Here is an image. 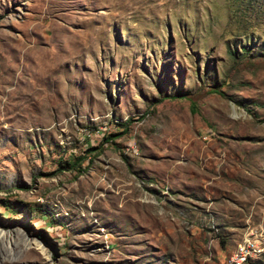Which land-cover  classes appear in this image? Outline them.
I'll list each match as a JSON object with an SVG mask.
<instances>
[{"label": "rangeland", "instance_id": "374dc122", "mask_svg": "<svg viewBox=\"0 0 264 264\" xmlns=\"http://www.w3.org/2000/svg\"><path fill=\"white\" fill-rule=\"evenodd\" d=\"M262 222L264 0H0V264H219Z\"/></svg>", "mask_w": 264, "mask_h": 264}, {"label": "crops", "instance_id": "0c3cea01", "mask_svg": "<svg viewBox=\"0 0 264 264\" xmlns=\"http://www.w3.org/2000/svg\"><path fill=\"white\" fill-rule=\"evenodd\" d=\"M207 197H204V201H206V200H208V199H206ZM215 204V203H214ZM213 203H210V204H208L207 206H203V207H201L202 208V210H203V212H204V215H207V216H209V217H212V213L211 212H214V211H212V209H215V205H214ZM205 205V204H204ZM198 209H200L199 207H197ZM189 214H190V212H189ZM202 218V217H201ZM201 220V219H200ZM200 220H198V223H195V222H193L192 224H191V228H190V230L192 231V232H195L194 234H196L197 232H200V231H203V229H207V227H206V225L204 224V225H202V223H201V221ZM259 225H264V222H262V223H260ZM215 226H217V225H215ZM250 226H253V225H250ZM249 228V227H248ZM247 228V229H248ZM246 229V230H247ZM250 230H253V229H248L247 230V232H249ZM253 231H256V232H258L257 230H253ZM252 231V232H253ZM259 234H257L256 236H258ZM243 237H244V235H243ZM243 237H242V239H243ZM242 248H244V250L246 251V248H252V251H253V253H256L255 254V256H256V259H259L260 257H261V254L263 253V251H264V243H259V244H257L256 246H254V247H251V243H243V245L240 247V249L237 251V252H235L234 254H232L234 251H235V249H236V246L234 245L232 248H231V250H230V252H229V254L228 255H226V256H223L222 258V262H220L219 264H224L226 261H227V259L230 257V255H231V257H233L234 255L235 256H237V255H239V254H242V252H240V251H242ZM238 252H240V253H238ZM219 260H221V258L219 259Z\"/></svg>", "mask_w": 264, "mask_h": 264}, {"label": "built area", "instance_id": "2783aa9c", "mask_svg": "<svg viewBox=\"0 0 264 264\" xmlns=\"http://www.w3.org/2000/svg\"><path fill=\"white\" fill-rule=\"evenodd\" d=\"M264 226V225H263ZM246 242H251V247L256 246L259 243H262V236H250L248 239H246ZM245 251L244 248H242V252ZM246 261H241V256H238L237 264H245Z\"/></svg>", "mask_w": 264, "mask_h": 264}, {"label": "bare ground", "instance_id": "6f19581e", "mask_svg": "<svg viewBox=\"0 0 264 264\" xmlns=\"http://www.w3.org/2000/svg\"><path fill=\"white\" fill-rule=\"evenodd\" d=\"M238 256H241V261H244V257H243V253H242V254H239L237 256H234L232 259H230L229 262H228V264H237Z\"/></svg>", "mask_w": 264, "mask_h": 264}, {"label": "trees", "instance_id": "16d2710c", "mask_svg": "<svg viewBox=\"0 0 264 264\" xmlns=\"http://www.w3.org/2000/svg\"><path fill=\"white\" fill-rule=\"evenodd\" d=\"M75 164V163H74ZM251 262H253V261H251ZM251 262H249L248 264H250Z\"/></svg>", "mask_w": 264, "mask_h": 264}]
</instances>
